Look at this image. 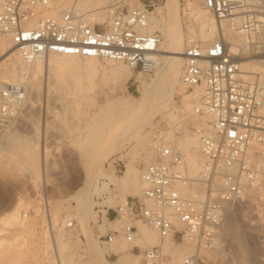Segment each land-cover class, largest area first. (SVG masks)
Wrapping results in <instances>:
<instances>
[{"label": "built area", "instance_id": "built-area-1", "mask_svg": "<svg viewBox=\"0 0 264 264\" xmlns=\"http://www.w3.org/2000/svg\"><path fill=\"white\" fill-rule=\"evenodd\" d=\"M132 1L106 0L100 9L104 20L94 23L92 12L82 14L75 7L56 17L42 16L50 0H0V72L11 50L28 64L55 54L122 62L138 74L155 72L161 38L143 31L154 7L141 0L144 6L138 8ZM191 1L210 11L218 23L226 22L245 51L231 52L223 35L207 45L192 38L186 42L182 82L188 90L202 91L194 114L204 122L195 130L204 158L201 170L190 177L182 151L160 139L153 145L155 160L140 175L142 196L129 197L117 208H99L106 211L107 220L121 222L120 231L113 233L128 244L135 242V223L141 222L161 241L192 246L181 264H213L202 252L222 246L229 205L248 191L259 200L264 193V78L245 75L241 69L246 58L264 60V0ZM26 97L24 85L1 88L0 139ZM182 188L189 193L183 195ZM260 220L264 231V211ZM74 227L73 221L67 224L68 230ZM137 248L131 251L140 252L141 264H162L160 247Z\"/></svg>", "mask_w": 264, "mask_h": 264}, {"label": "rangeland", "instance_id": "rangeland-1", "mask_svg": "<svg viewBox=\"0 0 264 264\" xmlns=\"http://www.w3.org/2000/svg\"><path fill=\"white\" fill-rule=\"evenodd\" d=\"M145 1L154 7L151 18L162 16L166 19L164 9L163 14H157L166 0ZM178 2L184 48L186 37L193 35V32L199 33L196 20L191 15L192 8L198 7L203 14L205 11L193 2ZM154 31L160 35L161 42L165 43L164 31L160 28ZM110 62L95 59L91 64L86 63L85 59H79L75 68L69 67L64 74L62 72L65 78L59 74L57 76L55 70L48 69L45 64L44 72L33 80L29 98L0 142V230L8 227L1 223V219L10 213L18 201H22L26 207L20 211L25 225L6 230L10 231L9 234L0 236L2 244H9L11 249L5 261L0 264H93L87 249L90 244L103 251L106 260L104 264H115L119 258L127 259L130 264H141L140 252L131 251L134 245L140 250L173 247L170 250L163 248L169 253L162 249L165 256L162 264H173L171 251L187 246L186 242H174L171 239L161 241L155 231L141 222L135 223L138 228L135 242L128 244L121 235L113 233L120 231L121 222L107 219L101 222L99 216L104 215V210L99 207L108 204L117 208L129 197L142 196L144 187L140 175L144 167L155 160L153 145L158 140H169L173 146L178 147L184 154L186 164L190 158L197 157V148L186 144L188 140L196 138L193 133V106L187 107L186 102H190L193 94L199 91L187 90L182 85V91L173 93L169 106L162 109L158 99L161 95L168 100L169 97L161 94L159 89H154L148 97L147 108L138 116L136 127L131 132L130 145L123 146L115 140L116 132L124 136L121 128L125 124V117L119 103L141 101L144 96L141 84L153 87L156 74L161 73L166 64L160 66H163L161 71L143 74L132 72L124 64L127 74L117 80L111 75L113 65ZM28 77L30 79L32 75L29 73ZM60 78L62 81L64 79L62 83L65 87H61L63 84ZM31 83L28 81L29 86ZM166 93L169 94L168 90ZM167 99L162 102L165 103ZM192 104L195 105V101ZM109 130L108 141L103 143ZM13 134L29 143L38 144L40 152L37 171H31L32 167L18 159L12 148L5 150V140ZM115 141L118 143L113 145ZM44 150L48 152L46 157ZM127 161L131 162L132 178L124 186H106L103 175L109 173L122 177ZM98 163L102 164L101 167ZM81 189L82 193H89L86 197L84 195V204L79 199ZM250 196L227 208L232 226L226 224L227 231L220 249L202 252L213 264H264V231L260 220L264 202ZM67 221L74 222L73 230L67 229ZM99 222L101 226L107 227L106 233L101 231ZM142 228L155 234L152 244L145 245ZM100 235L103 238L99 239ZM109 236H113L112 243L116 247L124 250L122 255L106 252L102 244L109 242Z\"/></svg>", "mask_w": 264, "mask_h": 264}, {"label": "bare ground", "instance_id": "bare-ground-1", "mask_svg": "<svg viewBox=\"0 0 264 264\" xmlns=\"http://www.w3.org/2000/svg\"><path fill=\"white\" fill-rule=\"evenodd\" d=\"M105 1L106 0H103V2H101V0H50L49 7L45 11L40 12L39 14H41L44 17H56L61 12L65 11L66 9H68L70 7H75V9L79 13H82V14L92 12L91 13L92 21L94 23H97V22L100 23L104 20V16L100 12V9L105 4ZM186 1L193 2L191 0H186ZM178 3H179L178 0H166L164 7L160 8L158 10V13H157L160 16L162 9H164V12L166 13V19H163L162 16H161L162 18L159 17L158 19L151 18V15H150L149 25L147 28H145L143 30L146 33H157L154 30L159 29V28L162 31H164L165 38H166L165 43L160 42V46H159L157 52L155 53V57H156V61H157L156 71L157 70L161 71L160 68L163 67V66L160 67L161 65L166 64V67L163 68L161 73L159 72L158 74H156L157 78H156L155 82L152 84V85H154L153 87L150 88V87H146L144 83L141 84L142 85L141 91L144 95L143 99L141 101H139L138 103H125V102L119 103V106L123 110L124 117H125V124L121 128V130H122L121 133L124 136H121V135L119 136L118 134H120V133L116 132L115 140L118 142H121V144H123V146L130 145V143L132 141L131 132L136 127V121L139 118L138 116L141 113H143L145 111V109L147 108V105L149 102L148 97L154 92V89H159L161 91L160 92L161 94H165L166 96L169 97V100H168L167 97L161 95V97L158 99V105L160 104L159 107H161L162 109H166L169 106L170 101H171V97L173 96V93H175V92L180 93L182 91L183 86L187 89V87L182 82V75H183L182 64L185 61L184 50H185L186 42L188 39L192 38V39H195V40L202 42L204 45H207L208 43L215 41L219 36L223 35L225 40L231 44V52H233V53L239 52V53L245 54L242 39L236 37V35L233 33V31L228 26V24L226 22L218 23V21L215 19L214 15L210 11L203 9L199 4H197L195 2H193V3L198 5L200 8H202L205 11V14H203V12L200 11V9L198 7L197 8L194 7V9L192 8L191 15H193L195 20H196V27L199 30V33L195 34V32H193V35L187 36L185 41H184V48H183V46H182L183 45V34H182V31L180 28V21L178 18L179 17L178 16V5H179ZM100 4H102L101 7H95V6H99ZM132 4H133V6H136L138 8H142L144 6V3L141 0H133L131 2V5ZM135 4H138L139 6L135 5ZM162 14H163V12H162ZM191 33H192V31H191ZM159 37H160V35H159ZM9 53H11V55L6 60V62L2 65V70L0 72V90L6 84L24 85L26 90H27V97H26L25 101L21 105L16 107L15 112H13V113H16V115L19 114L21 107L25 104L26 100L29 98V93L31 92V88L34 85L33 80L39 74H42L44 72L45 64H47L48 69H54L57 76L60 75L61 77L62 76L64 77L63 74L65 73V70L69 67L73 68L74 66H76L79 59H85L86 63H91V64L94 63V61H95L94 58H79V57H73V56H60V55L51 54V55L46 56L44 58H40L31 64H28V63L24 62L20 58V56L14 52V50H11ZM96 60H98V59H96ZM107 61H109V60H107ZM110 64L113 65L112 70H111V75L114 79L120 80L126 76L127 71H126V68L124 66V63L111 61ZM183 68H184V64H183ZM31 69H32V71H31ZM241 69H242L243 73H246L245 75L256 74V75H259L262 78H264V60L263 59L246 58L242 61ZM62 72H63V74H62ZM29 73L32 75V77L30 79L28 77ZM57 80H58V78H57ZM60 80H61V78H60ZM28 81H32L30 86L28 85ZM65 81H66V79H65ZM11 82H13V83H11ZM60 82L64 83V79H63V81L61 80ZM61 87H65V85L63 84V86H61ZM167 90L169 93L168 95L166 93ZM195 90L199 91L200 94L199 93H196L197 95L193 94L190 102L189 101L186 102L187 107L190 108L193 106V113L194 114H195L196 106L199 102L198 99L200 98V96L202 94L201 89L196 88ZM198 94H199V96H198ZM186 97H188V96H186ZM165 98L168 100V103H166L167 100L165 103L162 102L163 99H165ZM194 101L196 103L195 105L192 104ZM156 105H155V107H156ZM203 124H204V122L198 121L195 118V124L193 126V133L195 134L196 128H199ZM106 134H105L106 137L104 138V140H102V142L104 141L103 143H106L108 141V138L110 136V130L108 131V133L106 132ZM105 135H103L102 137H104ZM97 139H99V137ZM5 141L7 144V146L4 147L5 150L8 147L12 148L14 150V153L18 157V159L20 158L23 161V163H25L26 165L29 164L30 167H32V168H30L31 171H32V169L36 170V168L38 167L39 152H40L38 144L29 143L26 139L23 140V139H20L19 137L17 138V136H15V134L7 137V139ZM116 141L113 143V145L114 144L116 145L118 143ZM164 141L166 142L167 145L171 146L173 148V150H176V149L180 150L178 147L173 146L172 143L169 142V140L164 139ZM97 143H98V141H97ZM186 144L194 145L195 148H197V151L199 153L196 158H190V160L186 164V170H187V172L189 171L188 174L191 177H195L199 173V171L201 170V166L204 163V158L202 157V155L200 153V142H199L198 137L196 136L195 139L188 140L186 142ZM2 150H4V149H2ZM11 152H13V151H11ZM47 153L48 152L46 150L45 151V157H46ZM15 154L13 155L14 157H15ZM98 165H99V167H101L100 165H102V164L98 163ZM103 176H104V179L106 180L105 184L108 187L124 186L132 178L131 162L127 161L125 163V171L123 172L122 177L119 178V177H116L113 174H109V173L104 174ZM140 178H141V176H140ZM141 183L144 187L142 180H141ZM80 193L81 194H80L79 199L82 202V204H84L83 203L84 195L86 197V195H89V193L88 192H86V194L82 193V189L80 190ZM181 193L183 195H187L189 193V191L187 188H182ZM250 194L252 195L253 198L258 197V195H256L254 193V191H248L246 193V195L244 196V198H249V197L251 198ZM259 196L260 197L262 196L261 200H263V202H264V193H262ZM123 198L121 200H123ZM244 198L241 201L245 200ZM118 201H116V203ZM117 204L120 205L119 203H117ZM122 205H123V203H122ZM24 207H25V205L23 204V202L18 201L14 205V207L12 208L10 213L7 214L4 219H1V223H3V225H7L8 227L6 229L0 230V236L4 235L5 233H6L5 235H8L10 231L5 232L6 230H10L12 228H20L21 226L25 225L26 222L23 220V218H22L23 216L20 215V211L23 210ZM105 212L106 211L103 212L104 215L102 217L99 216V218L101 219V222H104L106 220ZM230 215L231 214H229L228 210H226L225 216H224L223 232H222L223 238H224V233L227 231V226H232V224H231L232 218ZM225 221L228 223H225ZM94 222H96V221H94ZM97 222H98V220H97ZM65 223L67 225L68 221ZM226 224H227V226H226ZM101 225L102 224L100 223L99 226L101 227V231L103 233H106L107 227H103ZM148 228L150 230H152L150 227H148ZM150 230L148 231V229L146 230V228H142V236L144 237V240L146 241V244H145L146 246L148 243L152 244L154 242L155 234L150 232ZM152 231H154V230H152ZM112 240L113 239H111V241H109V242L102 244L103 247L106 248V252L108 254H116V255L121 254L122 255L124 253V250L120 247H116L112 243ZM8 245H5L4 243L2 244V242L0 241V262H2L3 260L5 261L6 256L8 255V252L11 250L10 246H8ZM188 245L189 244L187 243V246H185V247L182 246L181 248L177 247V248H174L173 252L171 251L172 256H173V264H178V263L181 264L184 256L189 254L192 251V246L191 245L188 246ZM107 246H109L110 248H108ZM165 247L166 246H164V247L162 246V248L161 247L160 248L163 249ZM153 248H155V247H153ZM167 248L168 247H166L165 249H167ZM169 248H171V247H169ZM169 248H168V250H170ZM87 249H88V253H89V256H90L93 264H104V262L106 260H104V257L102 255L103 251L101 252L97 247L96 248L92 247L91 244H90V247H88ZM150 249H152V248H150ZM171 249H173V247ZM217 249L219 250L220 248H217ZM168 250H164V251L166 252ZM213 251H215V250H213ZM104 252H105V250H104ZM204 252H206V251H204ZM167 253H169V251ZM219 254H221V253H219ZM222 255H223V253H222ZM115 264H130V261H128L125 258H119Z\"/></svg>", "mask_w": 264, "mask_h": 264}]
</instances>
